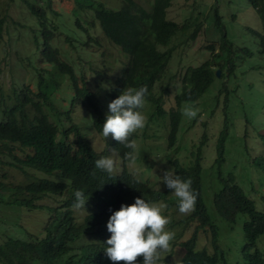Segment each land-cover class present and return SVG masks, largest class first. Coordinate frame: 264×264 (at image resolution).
Instances as JSON below:
<instances>
[{
  "label": "trees",
  "instance_id": "1",
  "mask_svg": "<svg viewBox=\"0 0 264 264\" xmlns=\"http://www.w3.org/2000/svg\"><path fill=\"white\" fill-rule=\"evenodd\" d=\"M20 2L37 22L38 31L28 23L18 21L27 28L34 46L30 55L21 59L30 69L31 80L13 81L11 93L4 94L0 89V166L8 164L27 179L16 182L13 191L5 190L9 186L0 180V205L19 212L40 213L44 219L38 221L36 231L21 225L18 217L13 221L21 235L5 234L0 242V264H113L104 251L111 235L106 227L109 217L122 204H133L136 198H143L148 203L158 202L168 189L164 192L156 190L148 181L134 176L126 168L128 162L123 161L124 153L132 150L111 137L103 138L102 126L106 115L110 114L108 104L123 90L146 86V102L151 105L147 124L130 139L136 142L146 138L145 129L149 123L161 117L168 119L167 146L172 147L181 121V104L196 101L216 78V70L230 65L232 42L228 40L215 8V23L221 32L220 49L215 52L212 44L207 45L211 57L179 73L181 84L174 95V105L166 110L164 98L177 73L170 75L171 79L164 85L158 86V83L176 48L170 44L171 38L178 31L186 34L181 43L196 38L201 22L191 29L192 22L169 18L167 11L171 0H151L147 5L136 0H119L115 7L104 0H71L72 9L84 14V19L76 17L75 20L53 9L52 0ZM248 2L264 23V0ZM5 22L6 17L0 15V44L5 34ZM76 27L81 29L78 34L74 31ZM95 28L126 56L120 74L109 89L104 90V95L95 80V72L101 70L90 68L89 71L86 64H91L94 54L103 53L102 43L94 35ZM251 31L261 38L264 51V32ZM61 37L68 50L64 51L55 43ZM81 52L86 57L80 55ZM245 52L251 53L247 48ZM216 57L223 58L222 62L216 61ZM231 66L227 68L228 72L232 71ZM64 84L70 93L66 98H58L59 102L57 92ZM78 106L88 109L86 120L75 119ZM262 132L260 136L264 141V130ZM96 134L102 141L99 149L93 143ZM226 135L227 128H224L217 137L214 160L217 167L225 160ZM202 154V145H199L187 165L179 163L173 156L166 157L173 173L181 179L191 178L192 188L198 193L195 210L179 220L180 223L194 222L195 227L187 238L178 242L183 253L175 264H226L219 244V228L214 222L216 214L229 224L243 218V264H264V253L256 247L251 250L256 240L264 235V210L256 207L254 199L236 182L234 173L223 176L218 171L220 185L211 197V214L203 197ZM111 156L123 163L121 171L110 175L95 168L97 159ZM251 162L264 171V155L253 157ZM27 169H32L33 173ZM77 190L83 191L87 198L82 218L76 216L73 207ZM201 230L209 232L208 246H198ZM141 262L142 258L137 264Z\"/></svg>",
  "mask_w": 264,
  "mask_h": 264
},
{
  "label": "rangeland",
  "instance_id": "2",
  "mask_svg": "<svg viewBox=\"0 0 264 264\" xmlns=\"http://www.w3.org/2000/svg\"><path fill=\"white\" fill-rule=\"evenodd\" d=\"M104 1L109 6L119 5V0ZM136 1L147 5V2L151 0ZM52 6L53 9L61 11L63 16L68 19L75 20L76 17L84 19L82 11L72 9L71 0H52ZM215 8L221 16L226 36L233 45L230 62V65H233L231 66L232 71H227L230 65L225 64L226 66H223L222 69L220 67L222 75L216 76L201 97L194 102L185 101L181 104V121L174 146H167L168 119L161 117L153 119L145 129L146 138L137 139L135 142L137 145L135 163L128 162L126 168L137 178L148 181L154 189L164 192L168 188L160 182L159 178H162L167 170L173 172L166 159L167 155L173 156L179 163L187 165L192 161L197 146L202 145V189L209 212L212 214L213 191L220 185L218 171L223 176L230 172L234 173L236 182L249 197L254 199L256 207L264 210V171L254 167L251 162L253 157L264 155V141L260 136L264 130V51L260 42L261 38L251 29L263 33L264 23L248 0H171L167 11L169 18L177 22H192L191 29L197 22H201L202 26L194 39L181 43V40L185 38L183 36H186L181 31L171 38L170 44H174L176 48L165 67L158 86L164 85L171 79L170 75L177 73L172 79L173 82L169 84V93L164 98V108L168 110L170 106L174 105V95L181 84L179 73L190 65L197 66L209 59L211 50L207 45L212 44L214 51H219L221 32L215 23ZM0 15L6 17L5 34L0 44V89L6 94L11 93L10 85L13 81L31 80L30 69L23 65L25 60L22 62L21 59L30 55L34 46L30 41L27 28L18 23H28L34 27L36 32L38 24L30 17L20 0H0ZM74 31L78 34L81 29L76 27ZM94 35L102 43L100 49L103 53L94 54L91 64L89 62L86 64L89 71L91 68L105 72V74L101 71L95 72V80L100 84V90L104 91L109 89L115 77L120 74L126 56L119 47L107 41L98 28L94 29ZM55 43L64 51L67 49L62 37ZM245 48L249 49L251 53L247 54ZM74 54L75 52L72 53V56ZM80 55L86 57L83 52ZM31 56L33 55L31 54ZM215 59L221 62L223 60V58L217 57ZM79 61L81 64L84 62L83 59ZM90 79L94 80V77L90 76ZM91 84L94 87L92 81ZM69 93V88L65 84L62 85V89L57 92V100L66 98ZM105 93L106 91L102 95ZM186 105H190L197 111L195 118L189 119L183 115ZM150 107V102L147 101L142 110L146 116ZM74 115L76 120H86L89 117V111L85 107L78 106ZM224 128H227L224 143L225 160L220 167H217L214 162L215 147L218 134ZM93 143L97 149L102 147V141L97 134L93 137ZM3 158L6 159L5 156ZM110 158L116 162L114 171H121L124 165L119 158L114 159L113 156ZM27 171L33 173L32 169H27ZM34 172L38 175L41 174L37 171ZM26 179L27 176L16 168L8 164L0 166V180L9 186L5 190L13 191L12 186L16 182H24ZM150 203L167 205L161 210L162 215L170 221L166 230L175 234L174 239L170 241L169 250L161 254L158 264H175L183 253L178 242L193 232L195 223L179 222L186 215L179 213L177 199L170 189L167 190L162 200ZM85 212L84 209H75L78 218H82ZM17 217L20 224L31 231L38 230V221L44 219L40 213L19 212L0 205V218L4 219L0 221V242L4 239L5 234L21 235L13 223ZM214 222L219 228V244L224 251L226 264H236L237 262L243 264L241 253L244 243L243 218H238L233 224H229L216 214ZM198 237V246L209 245L208 231L201 230ZM255 247L264 253V235L256 240L255 246L251 250ZM167 255L169 257L164 260Z\"/></svg>",
  "mask_w": 264,
  "mask_h": 264
},
{
  "label": "clouds",
  "instance_id": "3",
  "mask_svg": "<svg viewBox=\"0 0 264 264\" xmlns=\"http://www.w3.org/2000/svg\"><path fill=\"white\" fill-rule=\"evenodd\" d=\"M148 89L142 86L139 89L128 88L123 90L118 98L108 104L110 114L106 115L102 126V136L111 137L128 151L124 153L123 161L135 163L137 154L136 143L130 137L147 124V116L143 113L146 104ZM183 115L189 119L197 116V111L190 105L183 109ZM97 169L112 174L116 168V162L109 157H102L94 162ZM177 199L178 211L183 215H189L195 210L197 201L196 191L192 188V179H181L171 170L164 172L159 178ZM73 207L84 209L87 198L84 192L77 190L74 193ZM166 204H151L143 198H136L130 205L122 204L119 210L112 213L106 227L110 238L107 239L105 254L113 264H137L142 258V264H158L163 252L170 248V241L174 239V233L166 230L169 219L162 215V209Z\"/></svg>",
  "mask_w": 264,
  "mask_h": 264
},
{
  "label": "water",
  "instance_id": "4",
  "mask_svg": "<svg viewBox=\"0 0 264 264\" xmlns=\"http://www.w3.org/2000/svg\"><path fill=\"white\" fill-rule=\"evenodd\" d=\"M216 74L219 75V69L216 70Z\"/></svg>",
  "mask_w": 264,
  "mask_h": 264
}]
</instances>
